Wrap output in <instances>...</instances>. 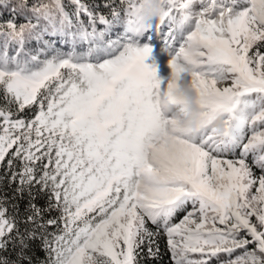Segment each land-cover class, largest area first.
Instances as JSON below:
<instances>
[{
	"label": "snow or ice",
	"instance_id": "snow-or-ice-1",
	"mask_svg": "<svg viewBox=\"0 0 264 264\" xmlns=\"http://www.w3.org/2000/svg\"><path fill=\"white\" fill-rule=\"evenodd\" d=\"M72 5L0 0V264H264V0Z\"/></svg>",
	"mask_w": 264,
	"mask_h": 264
},
{
	"label": "trees",
	"instance_id": "trees-1",
	"mask_svg": "<svg viewBox=\"0 0 264 264\" xmlns=\"http://www.w3.org/2000/svg\"><path fill=\"white\" fill-rule=\"evenodd\" d=\"M22 0H11V3L16 5L21 3ZM61 2L65 5L66 9L68 11L74 10V5H72V0H61ZM84 3L90 5V6H96L100 5L103 7L105 3H115L116 5L120 4V0H83ZM40 3L50 4L52 3V0H27L28 8L30 9L33 5H37ZM19 11V10H18ZM27 11V10H25ZM108 9H104V14L108 15ZM28 15H31L30 12H28ZM7 17V13H4L3 16H0V23L4 21V19ZM20 23L25 22L24 17L21 16ZM2 42V41H0ZM27 47L29 49H35L38 47L35 41H31ZM22 165L19 160H13V166L11 169H9L8 165V158H6L4 161H0V198L3 196L11 197V193L13 191V185L10 183V171H21ZM254 172L256 175L260 174V170L258 168L254 167ZM18 183V181H17ZM37 206L41 207L45 210V219H51V218H58L60 213L53 207L50 211L48 210V199L46 196H42L38 198L36 201ZM54 203V201H53ZM190 207V206H189ZM9 208H11V205H9ZM21 211H23V208H21ZM185 213H180L177 215L174 219L175 222H179V220L182 218V216ZM63 227V224H60V228ZM147 227L149 231L156 233L157 229L155 225L151 224V222H148ZM58 229L55 226H52L49 228V232L55 233ZM153 251L155 252L158 248V254L155 257H148L145 255L147 253V244L148 241L145 239V244L143 246V252L140 254L139 260L140 264H174V260L172 257V253L169 250L168 245V237L167 235L160 230L159 234L153 235ZM37 264H44V262L47 260V253L44 252L42 249L36 251L34 253ZM189 259L195 260L193 257L188 255ZM228 259L227 254H221L220 259H217L215 257L212 258L211 264H222V262H226ZM199 260V259H196Z\"/></svg>",
	"mask_w": 264,
	"mask_h": 264
},
{
	"label": "rangeland",
	"instance_id": "rangeland-1",
	"mask_svg": "<svg viewBox=\"0 0 264 264\" xmlns=\"http://www.w3.org/2000/svg\"><path fill=\"white\" fill-rule=\"evenodd\" d=\"M189 256L193 257L195 260L202 258L199 253H190Z\"/></svg>",
	"mask_w": 264,
	"mask_h": 264
}]
</instances>
